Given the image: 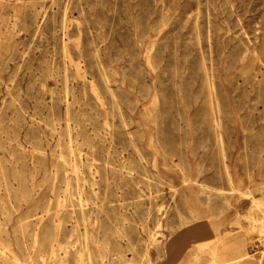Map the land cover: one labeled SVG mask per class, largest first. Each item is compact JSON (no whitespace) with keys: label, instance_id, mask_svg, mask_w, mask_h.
<instances>
[{"label":"rangeland","instance_id":"obj_1","mask_svg":"<svg viewBox=\"0 0 264 264\" xmlns=\"http://www.w3.org/2000/svg\"><path fill=\"white\" fill-rule=\"evenodd\" d=\"M260 64L264 0H0V264H155L194 223L238 242L199 261H263L239 229L264 217Z\"/></svg>","mask_w":264,"mask_h":264},{"label":"crops","instance_id":"obj_2","mask_svg":"<svg viewBox=\"0 0 264 264\" xmlns=\"http://www.w3.org/2000/svg\"><path fill=\"white\" fill-rule=\"evenodd\" d=\"M191 227L192 228H185L181 234L178 236L176 235L165 244V255L161 258H157L155 264H207L198 260L196 257V251L202 243L210 242L219 238L218 233L214 232L215 228H213V226L208 225L206 227L203 223H194ZM240 227L243 235L254 238L258 237L257 241H260V233L264 231V217L259 213H253L240 221ZM220 238L222 240L221 243L217 242V250H221V246L226 247V249L229 247L232 249L233 246H236V248L238 247V242L234 243L227 240L228 236L225 237L226 239L222 237ZM234 254L238 253H229L228 250H226V254L221 252V255L216 256V258H221V256L225 255L224 259L228 264H264V260L260 261L259 258H256L255 260H247V257L238 258V256L234 257L233 261L229 262V259L233 258ZM221 259L216 260L215 262L222 263L223 261ZM213 261L214 258L210 261V264H213Z\"/></svg>","mask_w":264,"mask_h":264},{"label":"bare ground","instance_id":"obj_3","mask_svg":"<svg viewBox=\"0 0 264 264\" xmlns=\"http://www.w3.org/2000/svg\"><path fill=\"white\" fill-rule=\"evenodd\" d=\"M46 7V6H45ZM162 14V13H161ZM43 15V14H42ZM42 17V16H41ZM40 17V18H41ZM160 18H161V15H160ZM162 20H160V21H158L156 24V27L153 29V30H156V28L158 27V25H159V23L161 22ZM139 23H140V25H142V24H144V21H143V18L142 17H140L139 18ZM38 24H39V22H38ZM69 26V25H68ZM146 26H145V24L144 25H142V27H141V29H142V32H145L146 31ZM34 29L35 30H37L38 29V27H37V25H35L34 26ZM238 32V31H237ZM65 33V32H64ZM167 34H169V32H162L161 33V35L159 36V40L161 39V40H164L166 37H167ZM259 38V36H256V38L255 39H258ZM242 41H245V39H241ZM153 41V40H152ZM243 44V47H242V49L244 50V51H247V53H249V55H250V52L252 53V51L249 49V47H248V45L247 44H245L244 42L242 43ZM126 47H130V45H126ZM164 44H162L161 45V49H164ZM184 48H189L188 47V45L187 44H185L184 45ZM161 49H160V53H161V55L160 56H158L159 58H158V60L157 61H159V63H163V62H167L168 60V58L166 57V58H163L162 57V51H161ZM132 51H134L131 47H130V53L132 52ZM164 53H165V51H164ZM150 55H153L152 54V52H150ZM248 61H251V62H253V64H254V61H255V57H253V56H248L247 58H246ZM65 61V60H64ZM135 61V64H138L140 61L139 60H137V58L136 59H133V60H130V62H134ZM242 61V60H241ZM256 68H257V66H256ZM258 69V68H257ZM259 69L261 70V72H263L264 73V66L262 65V64H260V67H259ZM199 71H201L200 69H199ZM164 73V71H159V73L157 74V75H155V77L157 78H160L161 79V77H160V75H162V74ZM134 76H138L139 78H140V87H141V90H143L144 89V84H143V80H144V75H143V73L142 72H138V71H135V72H133L132 73ZM50 76V75H49ZM153 78V77H152ZM162 78H163V80L161 79V84H160V86H158V87H156V91L157 92H161L162 93V96H163V98L162 99H159V97H158V95L157 94H155V98H154V101H153V106L154 107H157L158 105H160V102H163L162 103V109L164 110V113H166V114H168V118L166 119V121H163L162 122V126H164L165 128L164 129H169L171 126H172V121H173V113H171V109H170V100H171V98H172V94H173V92H172V90H169L168 89V87L167 88H165L164 89V84H163V82L165 81V79H164V77L162 76ZM198 85V84H197ZM9 86V85H8ZM191 86V84H189L187 87H186V93H187V90L189 89V87ZM208 86H209V92H208V101L206 100V101H200L198 104H196L195 105V113H197V114H200V113H204V111H206V112H214V110H213V102L210 100V95L212 94V90H211V86H210V84H208ZM195 92H197V91H195ZM87 99V98H86ZM120 99H126V100H128V99H130L128 96H126V95H121L120 96ZM217 101V109H216V111L217 112H219V110H220V105H219V102H218V100H216ZM202 102H203V104H202ZM205 105V106H204ZM206 106H210V108L209 109H207L206 108ZM130 111H134V110H136V107H131L130 109H129ZM118 111H119V117H120V120L121 121H124V123H126L127 124V122H126V110L121 106V105H118ZM155 112H157V111H155ZM192 116V115H191ZM37 118V117H36ZM217 119H215L214 120V122L216 123L217 121H216ZM174 122V121H173ZM218 123V122H217ZM219 124V123H218ZM218 124H217V126H218ZM76 127V126H75ZM91 129V128H90ZM105 134V133H104ZM103 135V134H102ZM110 140V139H109ZM112 142V141H111ZM115 142V141H114ZM142 143H144V142H142ZM152 145V144H151ZM174 149V148H173ZM172 149V150H173ZM85 151V150H84ZM121 151V150H120ZM173 152V151H172ZM173 154V153H172ZM122 155V154H121ZM83 156V155H82ZM105 156V155H104ZM175 156H177V155H175ZM56 157V156H55ZM171 158V157H170ZM106 159V158H105ZM117 160V159H116ZM156 161V160H155ZM169 161V160H168ZM122 164V163H121ZM95 165V164H94ZM109 165V164H108ZM124 166L126 165L125 163L123 164ZM124 166H123V168H124ZM134 166V165H133ZM158 166V165H157ZM157 166H156V168H157ZM130 167V166H129ZM131 169V168H130ZM154 169V168H153ZM107 170V169H106ZM82 171V170H81ZM111 174V173H110ZM130 175V174H129ZM185 175V174H184ZM74 176V175H73ZM137 176V175H136ZM186 176V175H185ZM108 177V176H107ZM134 178V177H133ZM132 178V179H133ZM186 178V177H185ZM107 180H109V179H107ZM116 180V179H115ZM191 181V180H190ZM113 182V181H112ZM120 182V181H119ZM133 183H135V182H133ZM194 183V182H193ZM109 184V183H108ZM115 186V185H114ZM118 186V185H117ZM137 186V185H136ZM183 186V185H182ZM168 188V187H167ZM119 188H117V190H118ZM144 189V188H143ZM85 190V189H84ZM140 190V189H139ZM2 191V190H1ZM166 191V190H165ZM118 192V191H117ZM153 193V192H152ZM115 194V193H114ZM128 194V193H127ZM128 195H130V194H128ZM237 196V195H236ZM119 197V196H118ZM117 197V198H118ZM121 199V198H120ZM129 199V198H128ZM134 199V198H133ZM130 200V199H129ZM135 200V199H134ZM83 201V200H82ZM121 204V203H120ZM150 204V203H149ZM145 205V204H144ZM174 205V204H173ZM175 206V205H174ZM83 207H84V205H83ZM95 207V206H94ZM101 207V206H100ZM89 208V207H88ZM91 208V207H90ZM147 208V207H146ZM149 208V207H148ZM111 209V208H110ZM134 209V208H133ZM144 210V209H143ZM94 211V210H93ZM134 211H136V210H134ZM142 211V210H141ZM95 212V211H94ZM121 212V211H120ZM130 213V212H129ZM137 213V212H136ZM142 213V212H141ZM151 215V214H150ZM178 215V214H177ZM181 215V214H180ZM124 216V215H123ZM133 216V215H132ZM148 216V215H147ZM91 217H92V215H91ZM143 217V216H142ZM145 217V216H144ZM143 217V218H144ZM179 217V216H178ZM153 218V217H152ZM240 218V216L238 217V219ZM92 220V219H91ZM181 220V219H180ZM154 221V220H153ZM164 221V220H163ZM117 222H118V220H117ZM72 223V222H71ZM91 223V222H90ZM163 223V222H162ZM179 223V222H178ZM127 224V223H126ZM77 225V224H76ZM119 225V224H118ZM180 225V224H179ZM183 226V225H182ZM91 227H93V226H91ZM241 227H240V225H239V229H240ZM119 229V228H118ZM142 229V228H141ZM143 232V231H142ZM161 233V232H160ZM125 235V234H124ZM141 235V234H140ZM170 235V234H169ZM224 235V234H223ZM122 236H123V234H122ZM228 237H230V236H228ZM80 238V237H79ZM224 238H225V236H224ZM118 239V238H117ZM221 238L219 237L218 238V240H220ZM226 239V238H225ZM124 240V239H123ZM81 242V241H80ZM69 243V242H68ZM75 243V242H74ZM149 243V242H148ZM235 243H237V241L235 240ZM74 247V246H73ZM195 248V247H194ZM70 250V249H69ZM76 250V249H75ZM78 251V250H77ZM190 251V250H189ZM165 253V252H164ZM187 253V252H186ZM57 254H59V253H57ZM119 254V253H118ZM203 254L205 255V253L203 252ZM211 254H212V252H211ZM114 255H115V253H114ZM204 255H201V256H203L204 257ZM161 256V255H160ZM187 256V255H186ZM185 256V257H186ZM213 256L214 257H216V256H219V254H218V251H214V254H213ZM245 256V255H244ZM197 258H199V256H196ZM184 258V257H183ZM239 258H241V257H239ZM185 259V258H184ZM202 259V258H201ZM200 259V260H201ZM203 259H205V258H203ZM202 259V260H203ZM240 262V261H239Z\"/></svg>","mask_w":264,"mask_h":264}]
</instances>
